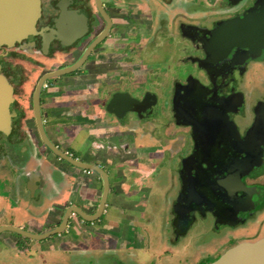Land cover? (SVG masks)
<instances>
[{
  "label": "flooded vegetation",
  "instance_id": "flooded-vegetation-1",
  "mask_svg": "<svg viewBox=\"0 0 264 264\" xmlns=\"http://www.w3.org/2000/svg\"><path fill=\"white\" fill-rule=\"evenodd\" d=\"M39 1L35 32L0 44V74L11 85L8 110L13 112L10 131L1 130L0 139L19 131L25 135L28 120L34 121L39 139L32 110L38 80L83 56L71 72L41 83L42 119L48 114L44 94L55 87L80 102L82 116L87 115L88 90L104 110L114 94H126L117 99L115 110L136 103L138 111H126L120 118L106 111L118 121L134 123L132 135L143 130L160 141L141 147H153L151 160L171 173L166 196L171 194L172 244L199 224L210 239L199 236L193 264H209L232 245L264 237L263 219H257L264 206V95L243 90L250 65L264 59V26L246 23L250 26L246 32L241 28L242 38L230 41L221 34L227 26L222 21L259 3L221 0L223 15L186 19L196 13L189 7L198 0H181L182 10L170 18L167 8L173 0ZM233 29L239 31V25ZM176 60L180 70L173 68ZM91 66L101 70L87 78ZM32 74L35 81L26 88ZM88 83L95 85L92 90ZM157 147L164 148L158 152ZM252 225L251 234L234 236Z\"/></svg>",
  "mask_w": 264,
  "mask_h": 264
},
{
  "label": "crops",
  "instance_id": "crops-1",
  "mask_svg": "<svg viewBox=\"0 0 264 264\" xmlns=\"http://www.w3.org/2000/svg\"><path fill=\"white\" fill-rule=\"evenodd\" d=\"M180 1L173 0L168 4V18L176 10H182ZM144 58L147 59L146 56ZM91 67L87 78L101 70ZM94 86L88 83L86 87L92 90ZM89 92L91 94L88 90L85 100L87 115L82 116L79 114L82 106L75 97H66L59 87L49 89L42 104L48 112L43 118V126L48 138L61 150L106 171L109 189L101 214L90 221L77 213H70L64 231L41 240L20 236L18 241L16 233L1 231L0 253L7 251L17 257L26 254L30 258L33 251L36 252L30 247L37 241L41 249H61L57 245L64 242L66 233L70 237L66 243L82 240L86 245L78 249L65 246L62 250L80 254L83 258L93 252H112V248L106 247L107 237L115 238L117 249L145 246L142 229L143 222L149 220L145 214L148 201L157 194L153 186L164 194L160 201L169 202V196H166L169 183L162 186L164 182L159 177L163 174L159 171L167 166L156 167L157 162L151 160L153 147H141L148 143L141 142L142 135H132L134 123L130 120L118 121ZM33 122L27 121L24 136L19 134L20 131L18 134L13 132L10 136L17 135L13 141L0 147V150L4 148L2 155L0 151V180L6 181L0 185V225L11 224L41 233L58 225L64 211L71 206L93 214L99 203L102 181L97 172L74 166L44 147L33 130ZM134 144L140 147H132ZM163 148L157 147L156 150L161 152ZM167 171L170 173L169 168Z\"/></svg>",
  "mask_w": 264,
  "mask_h": 264
},
{
  "label": "rangeland",
  "instance_id": "rangeland-1",
  "mask_svg": "<svg viewBox=\"0 0 264 264\" xmlns=\"http://www.w3.org/2000/svg\"><path fill=\"white\" fill-rule=\"evenodd\" d=\"M220 1L221 0H198L197 5L194 4L189 7L190 10L195 9L196 13L186 16V19L191 16L204 18L209 15L210 18H213L215 14L211 15L212 13H217L216 15L218 16L223 15L221 13L222 9L219 7L221 5ZM185 11H187V8ZM172 56L173 55H169V58H171ZM169 58H168L169 64L173 63L172 62L173 58H171L172 61ZM176 62L177 60L175 61V63ZM179 63L180 62H177L173 68L176 70H180L181 66H179L180 65ZM170 69L171 67H169V70ZM32 70H35V67H32ZM34 75L36 76L37 73L34 72ZM35 76H33L32 74L28 78L29 82L26 84V88L27 85H30L28 87H32L33 82L35 81L34 79ZM245 80L247 82L246 84L248 85V87L243 88L244 91L253 92L254 95L256 94L258 96L264 95V59L261 63H254L250 65L248 73L245 76ZM254 95H252L251 97L253 98ZM26 98H27L26 95L20 96V99L22 101H25ZM128 117L132 118L129 115ZM139 132H141L139 135H142V137L139 138L141 142L144 144L150 143V144L158 145V143L160 142L159 139L152 138L151 136L147 135L146 132L143 130L138 131V133ZM16 136L13 135L9 137H2L0 139V141L2 140L1 147H4L6 142L13 141L14 137ZM164 142L167 141L165 140ZM3 149L0 150L1 155L3 154L4 151ZM167 169L168 167L165 168V170H162V172L159 171V174L163 173L162 175L159 176L161 178V181L164 182L162 183V186L166 183L168 184L170 180L171 173H169ZM260 180L264 181V178ZM5 182H6L5 180L4 181L0 180V185L2 186L3 184H5ZM158 184L160 183L158 182ZM168 188L169 186L166 189ZM172 190L173 189L171 186L168 193L170 191L173 192ZM153 191L157 192V194L154 195L155 198H152L148 201V205L145 210V214H147L149 220H145L143 222L144 226L142 229L143 230L142 235H143V243L145 244L143 248L125 249V250L120 248L117 249V247H115L117 246L116 245L117 241L115 240V238L107 237L105 239L106 247H108L109 249L112 248L113 250L112 252L111 251L108 252L107 250L105 252L104 251L93 252V254H89L86 257L84 255L83 258V256H81L80 254L76 255L75 253L62 250V248H65V246L71 245V248L76 247L78 249L81 248V246L86 245V243H84L82 240H80L82 243L81 242H77L73 244H71L70 242H69L70 244L66 243L65 241L70 239L69 234L66 233L67 236L66 237L64 236L63 238L64 242H61L60 244L57 245L61 247V249H54L53 251L51 250L48 251L46 249L44 250L38 246L39 241H37V242H33V245L30 247L31 250L36 249V252L35 250L33 251L32 257L29 258V256L26 254L18 257L12 256L9 255L7 251H5L4 253H0V259H2L0 260L1 261L0 264H66V263L70 264V262L71 264H193L194 257L196 254L195 244L197 245L199 241V236L203 239L204 238L207 239L209 236L204 235L203 234L204 230L202 231V227L199 224L194 223L193 225L190 226L188 233L182 236L179 242H177L176 244H172L173 241H170V237H173V235L171 234L172 233L170 229L171 227L169 225V218L171 215V211H170L171 204H169L170 198L168 203L166 200L165 202L163 200L160 201V199L163 198L164 194L162 193L160 194L159 190L157 188H154V186H153ZM259 212L260 213L257 219L260 220L262 218L264 222L263 205ZM253 230H255V225H252L245 230H241V229L237 230L236 232H234V236H241L242 238L244 237V235L246 236L248 234H251ZM209 239L210 238H208L207 240ZM139 243L141 244V242ZM71 256H74V258L68 259V257Z\"/></svg>",
  "mask_w": 264,
  "mask_h": 264
},
{
  "label": "water",
  "instance_id": "water-1",
  "mask_svg": "<svg viewBox=\"0 0 264 264\" xmlns=\"http://www.w3.org/2000/svg\"><path fill=\"white\" fill-rule=\"evenodd\" d=\"M237 1L238 0H228L229 4H234ZM256 3H259V6L257 8L252 7L253 9L251 8V10L248 9L242 14L236 15L235 17L225 20L224 22L222 21L223 25L225 24L226 26L227 24V26L225 27L227 33L225 30H223L225 33H221L223 40L230 41L242 38L243 31L246 32L248 30V27L250 26L246 23L251 22L254 25H256V23H259L264 26V0H256ZM39 15V0H0V44H12L14 41L20 40L21 38L35 32V25ZM238 25L239 31L237 29H233L234 26ZM223 28L224 27H222L221 30ZM241 28H243V31L241 30ZM100 37L101 35L98 36L96 40ZM220 39L221 36L220 38H217L216 41ZM82 57L69 66H65L55 71L45 73L40 77L32 95V110L39 139L47 149H49L60 159H63L74 166L93 170L100 175L102 181V189L96 211L93 214H87L79 207L71 206L64 211L58 225L47 231L34 233L19 226L4 224L0 225V232L8 230L29 239L41 240L47 238L52 234H59L64 231L67 226L68 216L70 213H77L81 218L91 221L97 219L104 208V203L109 189V181L106 171L96 164L77 160L65 151L58 148L48 138L44 130L43 119L39 109V91L41 83L47 77L58 76L71 72L80 64ZM11 92V85L8 83L6 78L2 74H0V131L2 130L4 134H8L11 127L10 116L13 114V112H10L8 110V104L12 100ZM121 95L125 96L126 94ZM121 95L117 93L110 98L105 106L107 111L114 113V115L119 118L126 111H138V109H136V103H133V106L131 105L132 107H121V109H119L120 114H118L119 111L117 112V110H115V106L119 103L117 99ZM133 100L134 102H136L135 99ZM209 264H264V237H260L255 241H242L235 245H232Z\"/></svg>",
  "mask_w": 264,
  "mask_h": 264
},
{
  "label": "trees",
  "instance_id": "trees-1",
  "mask_svg": "<svg viewBox=\"0 0 264 264\" xmlns=\"http://www.w3.org/2000/svg\"><path fill=\"white\" fill-rule=\"evenodd\" d=\"M20 246V245H19Z\"/></svg>",
  "mask_w": 264,
  "mask_h": 264
}]
</instances>
